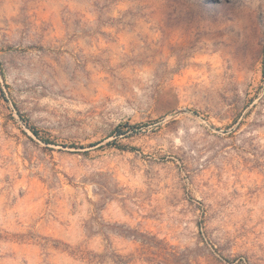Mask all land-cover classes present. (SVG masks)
<instances>
[{"label": "rangeland", "instance_id": "374dc122", "mask_svg": "<svg viewBox=\"0 0 264 264\" xmlns=\"http://www.w3.org/2000/svg\"><path fill=\"white\" fill-rule=\"evenodd\" d=\"M0 264H264V0H0Z\"/></svg>", "mask_w": 264, "mask_h": 264}]
</instances>
